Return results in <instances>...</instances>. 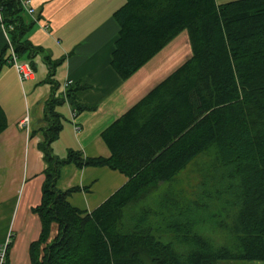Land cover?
<instances>
[{
	"label": "trees",
	"instance_id": "trees-1",
	"mask_svg": "<svg viewBox=\"0 0 264 264\" xmlns=\"http://www.w3.org/2000/svg\"><path fill=\"white\" fill-rule=\"evenodd\" d=\"M1 6L15 54H37L24 39L33 23H25L19 2ZM113 19L118 37L110 65L122 80L183 31L191 57L101 133L109 157L54 155L62 129L56 108L65 102L75 114L89 108L78 103L76 87L45 102L37 149L46 168L32 209L40 234L29 245L28 264L264 263V0H125ZM8 49L6 43L0 70ZM49 64L53 72L57 64ZM6 128L0 106V134ZM204 152L213 153L211 163L200 168L189 196L169 189L149 202ZM70 164L107 167L127 180L94 210L81 211L67 198L88 188H57L61 168ZM201 187L221 201L217 238L192 230Z\"/></svg>",
	"mask_w": 264,
	"mask_h": 264
},
{
	"label": "crops",
	"instance_id": "crops-1",
	"mask_svg": "<svg viewBox=\"0 0 264 264\" xmlns=\"http://www.w3.org/2000/svg\"><path fill=\"white\" fill-rule=\"evenodd\" d=\"M228 1L232 0L216 3ZM124 3L125 0H31L36 17H23L25 23H33L24 39L39 51L25 52L18 61L33 65V79L21 83L8 61L0 70V106L7 120V128L0 134V244L10 233L7 264H28L29 245L40 234V221L32 209L40 204L46 168L37 149L43 138L40 129L45 127V102L52 95L58 97L68 85L79 88L75 97L81 106L89 108L76 112L75 117L69 102L56 108L62 129L52 144L54 155L64 157L68 150H74L84 157H109L101 133L191 57L188 35L183 31L122 80L111 68L110 60L118 37L113 13ZM6 43L0 28V55ZM49 63L57 64L53 72ZM25 115L30 119L28 131L18 126ZM126 180L107 167L78 169L70 164L61 168L57 188H88L71 194L67 201L78 210L90 212ZM55 231L52 228L51 238Z\"/></svg>",
	"mask_w": 264,
	"mask_h": 264
},
{
	"label": "rangeland",
	"instance_id": "rangeland-1",
	"mask_svg": "<svg viewBox=\"0 0 264 264\" xmlns=\"http://www.w3.org/2000/svg\"><path fill=\"white\" fill-rule=\"evenodd\" d=\"M213 157L212 152H204L194 162L190 163L185 170L180 172L172 183H164L160 187L159 191L153 194L149 202L157 201L158 197H162L164 193L169 190H183L187 194L193 192L194 188L200 180V168H203L211 163ZM221 206V201L218 203L214 197H209L205 194V188L201 187V207L197 213L196 220L194 219L191 225L192 230L207 238H217L221 231H217V224L223 220L217 218L215 215ZM226 220V219H225ZM227 221V220H226ZM56 229V225L53 226V231ZM222 264H264L261 262H227Z\"/></svg>",
	"mask_w": 264,
	"mask_h": 264
},
{
	"label": "built area",
	"instance_id": "built-area-1",
	"mask_svg": "<svg viewBox=\"0 0 264 264\" xmlns=\"http://www.w3.org/2000/svg\"><path fill=\"white\" fill-rule=\"evenodd\" d=\"M17 1L19 2L20 7L22 8L23 12L27 16L31 18L36 17V11L31 6V0H17ZM0 28L2 29L5 36L7 37V44L9 46L8 50H9V55H10L9 64L14 68L17 74L18 80L22 83L24 81L33 79L34 69L31 63L19 62L18 56L15 54L10 44V40L8 38V32L12 30V26H9L4 22L1 0H0ZM66 87H68V85H65L63 87V91H65ZM72 117H75L74 111L72 113ZM29 124H30V119L28 115H25L24 117H22L18 122L19 128L24 129L26 131L29 130ZM74 130L78 131L79 127L77 125H74ZM10 242H11V234L9 233L6 239L4 240V242L0 244V264H7V254H8Z\"/></svg>",
	"mask_w": 264,
	"mask_h": 264
}]
</instances>
